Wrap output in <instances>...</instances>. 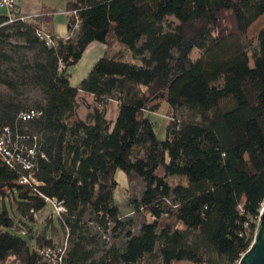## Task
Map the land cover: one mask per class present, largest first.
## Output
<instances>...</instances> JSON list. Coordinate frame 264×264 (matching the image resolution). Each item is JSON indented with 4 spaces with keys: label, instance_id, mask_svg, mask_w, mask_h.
Listing matches in <instances>:
<instances>
[{
    "label": "trees",
    "instance_id": "16d2710c",
    "mask_svg": "<svg viewBox=\"0 0 264 264\" xmlns=\"http://www.w3.org/2000/svg\"><path fill=\"white\" fill-rule=\"evenodd\" d=\"M68 7V37L53 33L50 16L22 19L14 10L8 24L9 13L0 15V128L35 151L30 169L0 156V261L236 264L264 203V27L247 35L264 0ZM95 41L107 45L105 54L71 85L69 64ZM80 92L99 105L118 101L115 121L99 107L77 116ZM163 98L169 124L159 140L148 113ZM30 110L40 114L22 120ZM118 169L129 179L130 215L114 199ZM51 200L65 208L58 215L67 247L35 233ZM107 233L120 241L108 242Z\"/></svg>",
    "mask_w": 264,
    "mask_h": 264
},
{
    "label": "rangeland",
    "instance_id": "374dc122",
    "mask_svg": "<svg viewBox=\"0 0 264 264\" xmlns=\"http://www.w3.org/2000/svg\"><path fill=\"white\" fill-rule=\"evenodd\" d=\"M11 22H8V24ZM264 27V13L259 16L247 29V35L249 37H254L257 34V31ZM15 43L16 41L13 40ZM200 55V51L194 49L191 57L193 59L197 58ZM97 58L93 57L90 51L86 52L82 58L74 65H71L69 68L70 71V82L73 86H79L82 79L85 78L93 65L95 64ZM125 61H134L133 57L130 55L124 58ZM79 107L77 110V116L84 119L94 108L99 107L103 109L107 113V118L115 121L118 112H119V102L115 100H110L109 103L99 105L97 104L92 97L86 96L84 93H80L79 97ZM169 112H170V105L166 98L160 100V105L155 112H149L148 117L154 122L156 136L159 140H165L167 138V128L169 124ZM182 111L177 113V117L181 118ZM162 170H159V173L162 174ZM115 178L118 182V185L114 191V199L115 202L120 206L121 212L123 215H130L131 214V207L128 204V188H129V179L126 173L118 169L115 173ZM174 183L178 182V179L173 180ZM140 191L144 184L141 179H135L134 183ZM11 205L10 203H8ZM13 205V204H12ZM10 214L15 218V212L13 211L12 207H9ZM55 207L53 204L48 202L47 206L40 212H38L36 217V223L34 225L35 233L45 232L48 236H52L54 242L57 245L67 247V235L65 231L62 229L59 223V215L55 213ZM53 217L52 221L48 222L46 219L48 217ZM142 222V219L138 220V224L136 226L135 231L139 230V226ZM108 242L114 243L119 242L120 240L116 237H113V234L107 233L105 234ZM0 264H17L13 257L8 258L6 261H0ZM175 264H195L187 261L178 262Z\"/></svg>",
    "mask_w": 264,
    "mask_h": 264
},
{
    "label": "built area",
    "instance_id": "2783aa9c",
    "mask_svg": "<svg viewBox=\"0 0 264 264\" xmlns=\"http://www.w3.org/2000/svg\"><path fill=\"white\" fill-rule=\"evenodd\" d=\"M0 6L5 7L8 10L9 13V20L8 22L13 21V11L16 10L18 3L16 0H0ZM22 19H25V16H21ZM78 27V22H76L75 25ZM39 36L42 39L47 40V44H53V40L50 37V35L40 32ZM68 37V35H67ZM40 112H37L36 110H30L28 112L21 114V119L24 121L30 120L36 116H38ZM24 136H22L19 133L13 132L12 128L10 127H2L0 128V156L4 157L5 160L8 163H12V161H17L21 164H23V167L26 169H30L33 166V159L35 155L34 149L27 148L26 146L22 145L20 143V140L23 139ZM22 183H27L28 178H23L21 180ZM53 206L55 207V213L60 214L61 212L65 211V208L63 205L58 203L56 200L50 201ZM61 250V249H60ZM51 251L48 250L47 253L49 254Z\"/></svg>",
    "mask_w": 264,
    "mask_h": 264
},
{
    "label": "crops",
    "instance_id": "0c3cea01",
    "mask_svg": "<svg viewBox=\"0 0 264 264\" xmlns=\"http://www.w3.org/2000/svg\"><path fill=\"white\" fill-rule=\"evenodd\" d=\"M18 6L16 11L30 19L50 16L51 29L58 36H67L68 23L70 19L68 4L74 0H16ZM8 14L5 7L0 6V15ZM107 45L101 42H92L86 49L85 53L90 51L93 57L100 58L105 54ZM84 53V54H85ZM84 93V92H80ZM86 96L92 95L84 93Z\"/></svg>",
    "mask_w": 264,
    "mask_h": 264
},
{
    "label": "water",
    "instance_id": "95a60500",
    "mask_svg": "<svg viewBox=\"0 0 264 264\" xmlns=\"http://www.w3.org/2000/svg\"><path fill=\"white\" fill-rule=\"evenodd\" d=\"M69 65H72L70 63ZM33 234H27L31 239ZM236 264H264V203L260 209L253 240L250 246L240 255Z\"/></svg>",
    "mask_w": 264,
    "mask_h": 264
}]
</instances>
